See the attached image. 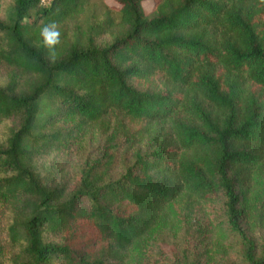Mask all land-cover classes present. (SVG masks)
<instances>
[{
	"label": "trees",
	"instance_id": "1",
	"mask_svg": "<svg viewBox=\"0 0 264 264\" xmlns=\"http://www.w3.org/2000/svg\"><path fill=\"white\" fill-rule=\"evenodd\" d=\"M117 4L84 42L68 28L89 0H11L0 21L13 264H144L168 238L175 264H200L185 246L214 236L264 264L246 225L247 200L264 197V0ZM53 22L51 52L40 30Z\"/></svg>",
	"mask_w": 264,
	"mask_h": 264
},
{
	"label": "rangeland",
	"instance_id": "2",
	"mask_svg": "<svg viewBox=\"0 0 264 264\" xmlns=\"http://www.w3.org/2000/svg\"><path fill=\"white\" fill-rule=\"evenodd\" d=\"M45 1V0H43ZM11 0H4L0 5V21L5 22L9 20V8ZM118 7L117 0H89V7L84 16L76 24L69 26L70 39H79L81 42L85 41V34L93 23L101 20V17L106 12H111L110 16L116 20L115 9ZM143 9L146 14H149L152 9V2H145ZM4 75V71L0 69V80ZM6 129L0 127V135L6 134ZM85 145V144H84ZM86 150L89 149L86 146ZM80 154V153H79ZM79 155H74L73 162L76 163ZM246 225L249 234L258 241H264V197L250 196L246 202ZM7 211L0 205V225L5 227L7 224ZM184 231H180L176 235V239H181ZM174 238V239H175ZM2 240V250L0 253V264H13L20 254L18 248H13L8 243L6 234L3 233L0 237ZM215 239V240H213ZM210 247H197L189 241L185 248L188 253L192 252L189 258L191 262L200 264H240L238 256L230 250L225 238L213 237ZM170 238L163 240L156 244L153 249L147 252L149 258L144 264H175L174 259L180 258L181 250L173 248L177 242L173 243ZM209 242V240L207 241Z\"/></svg>",
	"mask_w": 264,
	"mask_h": 264
},
{
	"label": "clouds",
	"instance_id": "3",
	"mask_svg": "<svg viewBox=\"0 0 264 264\" xmlns=\"http://www.w3.org/2000/svg\"><path fill=\"white\" fill-rule=\"evenodd\" d=\"M61 32L57 25L53 23L45 24L40 30V38L43 46L51 52H54L55 46L59 44Z\"/></svg>",
	"mask_w": 264,
	"mask_h": 264
}]
</instances>
